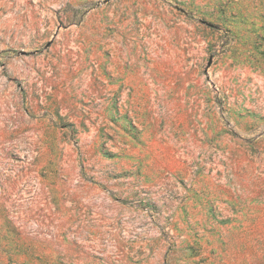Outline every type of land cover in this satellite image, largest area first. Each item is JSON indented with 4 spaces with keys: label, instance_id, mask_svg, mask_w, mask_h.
Wrapping results in <instances>:
<instances>
[{
    "label": "rangeland",
    "instance_id": "374dc122",
    "mask_svg": "<svg viewBox=\"0 0 264 264\" xmlns=\"http://www.w3.org/2000/svg\"><path fill=\"white\" fill-rule=\"evenodd\" d=\"M0 264H264V0H0Z\"/></svg>",
    "mask_w": 264,
    "mask_h": 264
}]
</instances>
